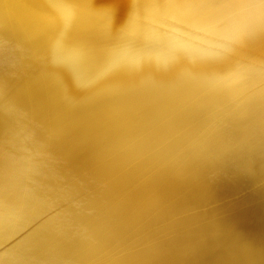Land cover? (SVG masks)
<instances>
[{
    "label": "bare ground",
    "instance_id": "bare-ground-1",
    "mask_svg": "<svg viewBox=\"0 0 264 264\" xmlns=\"http://www.w3.org/2000/svg\"><path fill=\"white\" fill-rule=\"evenodd\" d=\"M0 264H264V0H0Z\"/></svg>",
    "mask_w": 264,
    "mask_h": 264
}]
</instances>
